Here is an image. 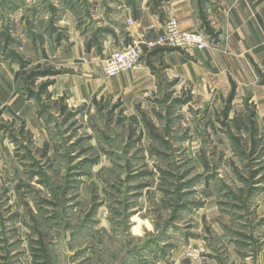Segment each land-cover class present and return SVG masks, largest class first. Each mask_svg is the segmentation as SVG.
<instances>
[{"label": "rangeland", "instance_id": "rangeland-1", "mask_svg": "<svg viewBox=\"0 0 264 264\" xmlns=\"http://www.w3.org/2000/svg\"><path fill=\"white\" fill-rule=\"evenodd\" d=\"M166 1L0 0V69L26 103L0 108V264H264L252 103L231 94L207 112L165 92L132 108L56 91L73 40L127 46L125 27Z\"/></svg>", "mask_w": 264, "mask_h": 264}, {"label": "crops", "instance_id": "crops-1", "mask_svg": "<svg viewBox=\"0 0 264 264\" xmlns=\"http://www.w3.org/2000/svg\"><path fill=\"white\" fill-rule=\"evenodd\" d=\"M161 9L156 13L143 9L125 27L123 36L129 40L153 39L165 20L174 17L181 30L202 31L208 48L182 51L143 47L138 71L107 78L102 59L125 43L118 40L113 47L105 44L101 53L93 49L87 53L83 41L73 40L56 91L75 104L96 96L120 98L132 108L152 95L185 93L190 96L192 108L204 106L207 112L234 94L233 106L240 109L252 103L258 122L264 126V85L259 82L264 78V0H216L201 10L196 0H167ZM20 101L11 72L0 69V108L25 113L26 103ZM10 158L9 151H0V160Z\"/></svg>", "mask_w": 264, "mask_h": 264}, {"label": "built area", "instance_id": "built-area-1", "mask_svg": "<svg viewBox=\"0 0 264 264\" xmlns=\"http://www.w3.org/2000/svg\"><path fill=\"white\" fill-rule=\"evenodd\" d=\"M163 47L171 50H204L209 42L202 31H183L179 28L174 17H168L160 33L153 39H136L127 46L110 51L102 59V68L105 77L114 78L123 72L138 71L141 64L142 48L147 50L154 47Z\"/></svg>", "mask_w": 264, "mask_h": 264}]
</instances>
